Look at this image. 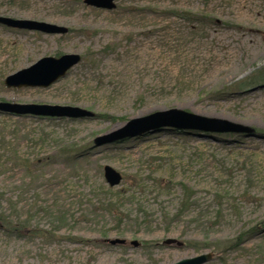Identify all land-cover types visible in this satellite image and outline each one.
Here are the masks:
<instances>
[{
	"label": "rangeland",
	"instance_id": "rangeland-1",
	"mask_svg": "<svg viewBox=\"0 0 264 264\" xmlns=\"http://www.w3.org/2000/svg\"><path fill=\"white\" fill-rule=\"evenodd\" d=\"M4 1L0 15L70 32L0 25V100L96 116L0 112V264H172L206 252L215 257L205 264H264V0H117L113 11L70 0L71 13L59 0ZM166 9L217 21L195 32L174 14L155 15ZM64 53L82 61L50 87L5 86L7 76ZM167 109L254 132L164 128L94 145ZM105 165L123 174L120 185L109 186Z\"/></svg>",
	"mask_w": 264,
	"mask_h": 264
},
{
	"label": "water",
	"instance_id": "water-1",
	"mask_svg": "<svg viewBox=\"0 0 264 264\" xmlns=\"http://www.w3.org/2000/svg\"><path fill=\"white\" fill-rule=\"evenodd\" d=\"M116 0H85L89 6L97 8L114 9ZM0 24L8 27L41 31L46 34H66L69 28L54 23L38 21L33 19H20L8 16H0ZM81 61L78 53H66L59 57L47 56L40 59L32 66L22 69L6 78L5 83L8 87H49ZM0 110L16 115H34L55 118L80 119L93 117L94 112L71 105L57 104H21L9 101H0ZM174 126L179 128H194L211 131H250V128L241 124H236L226 119L204 117L196 113L180 109H167L153 112L143 117L131 119L124 126L113 130L107 134L98 136L95 139L96 145L110 143L125 137H133L146 131H155L161 126ZM105 178L111 186L119 185L122 182V174L111 165L104 167ZM111 244H124L125 239L115 238L109 240ZM165 244H177L182 246L184 243L176 238H167ZM138 245V241H132ZM213 252L202 253L190 258L179 260L172 264H205L212 260Z\"/></svg>",
	"mask_w": 264,
	"mask_h": 264
},
{
	"label": "trees",
	"instance_id": "trees-1",
	"mask_svg": "<svg viewBox=\"0 0 264 264\" xmlns=\"http://www.w3.org/2000/svg\"><path fill=\"white\" fill-rule=\"evenodd\" d=\"M8 3H10V6H13L17 3H21V4H25V3H30L32 0H5ZM4 1V2H5ZM77 1V0H74ZM83 0H80V2H82ZM71 4L70 0H59V4L57 8H61V6L64 8H62V10H64V13H71L73 12L72 9H68V6ZM60 5V7H59ZM149 7L146 6H139V8H133V9H139V11H144V9L146 10ZM131 9V8H130ZM158 9V8H157ZM141 12L135 13V15L138 14H142ZM155 15H159V13H164V15H171L174 14L175 16L184 19L185 21L189 22L191 24V28L193 31H205V29L208 27V25L210 24H214L217 20L214 16L211 15V13H207L206 11H202V12H192V11H187V10H178L175 12H172L171 10H164L161 12H157V10H155ZM134 13V11H133ZM153 13V12H152ZM195 27V28H194ZM257 76L261 79L264 80V71H261L260 73L257 74ZM98 117H104L107 118L109 117V115L107 114H99ZM175 131H180L175 129Z\"/></svg>",
	"mask_w": 264,
	"mask_h": 264
},
{
	"label": "bare ground",
	"instance_id": "bare-ground-1",
	"mask_svg": "<svg viewBox=\"0 0 264 264\" xmlns=\"http://www.w3.org/2000/svg\"><path fill=\"white\" fill-rule=\"evenodd\" d=\"M244 95H248V93H245Z\"/></svg>",
	"mask_w": 264,
	"mask_h": 264
}]
</instances>
